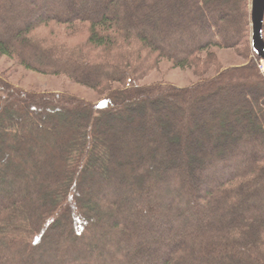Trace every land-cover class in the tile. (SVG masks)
Here are the masks:
<instances>
[{
	"label": "trees",
	"instance_id": "obj_1",
	"mask_svg": "<svg viewBox=\"0 0 264 264\" xmlns=\"http://www.w3.org/2000/svg\"><path fill=\"white\" fill-rule=\"evenodd\" d=\"M249 6L0 0V55L102 96L27 90L0 70V264H264ZM214 47L245 62L223 67ZM163 59L198 80L139 85Z\"/></svg>",
	"mask_w": 264,
	"mask_h": 264
},
{
	"label": "rangeland",
	"instance_id": "obj_2",
	"mask_svg": "<svg viewBox=\"0 0 264 264\" xmlns=\"http://www.w3.org/2000/svg\"><path fill=\"white\" fill-rule=\"evenodd\" d=\"M212 52L216 53L222 61L223 67L241 65L245 62L234 50L214 47ZM260 63V62H259ZM0 70L10 75V82L32 91H56L67 92L84 98L90 102H99L101 94L91 88L85 87L72 81L66 75L40 74L14 63L6 55H0ZM260 70V69H259ZM261 71V70H260ZM210 70L207 75H212ZM198 80V77L189 68L172 67L168 60H161L155 67L148 70L138 81L139 85H150L153 83H164L176 86H187ZM115 86H119L116 84Z\"/></svg>",
	"mask_w": 264,
	"mask_h": 264
},
{
	"label": "water",
	"instance_id": "obj_3",
	"mask_svg": "<svg viewBox=\"0 0 264 264\" xmlns=\"http://www.w3.org/2000/svg\"><path fill=\"white\" fill-rule=\"evenodd\" d=\"M250 43L252 52L264 60V0H250Z\"/></svg>",
	"mask_w": 264,
	"mask_h": 264
},
{
	"label": "built area",
	"instance_id": "obj_4",
	"mask_svg": "<svg viewBox=\"0 0 264 264\" xmlns=\"http://www.w3.org/2000/svg\"><path fill=\"white\" fill-rule=\"evenodd\" d=\"M259 62H260V63L258 64L259 69H260L261 71H264V60L260 59Z\"/></svg>",
	"mask_w": 264,
	"mask_h": 264
}]
</instances>
